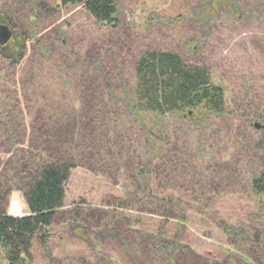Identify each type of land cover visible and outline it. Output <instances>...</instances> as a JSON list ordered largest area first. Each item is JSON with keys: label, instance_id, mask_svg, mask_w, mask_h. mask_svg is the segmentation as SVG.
Returning a JSON list of instances; mask_svg holds the SVG:
<instances>
[{"label": "rangeland", "instance_id": "rangeland-1", "mask_svg": "<svg viewBox=\"0 0 264 264\" xmlns=\"http://www.w3.org/2000/svg\"><path fill=\"white\" fill-rule=\"evenodd\" d=\"M116 2V20L103 25L81 5L63 0H0L1 18L28 40L19 65L10 67L0 59V188L18 184L16 152H24L21 162H35L55 145L54 136L48 137L51 144L30 141L52 130L43 124L49 111L65 110L64 121L74 123V132L61 145L77 164L65 185L62 215L45 229L47 247L34 240L30 264H104L99 258L128 264L112 240H103V251L96 248L93 236L84 235L81 222L73 221L76 209L97 215L98 221H110L113 212L134 230L181 234L183 244L204 258H230L245 248L246 242L237 243L230 230L243 228L251 235L259 230L264 244V198L251 187L260 167L256 145L264 144V120L257 117L264 114V0H240L236 7L223 1L218 9L215 4L205 9L210 0ZM201 14L214 18L204 23ZM38 40L48 45L36 48ZM148 49L174 51L206 66L213 82L225 88L226 115L209 117L196 128L177 115L160 120L152 112L132 115L126 100L135 89L136 60ZM34 57L41 63L40 79L32 80L29 61ZM97 63L99 72L93 71ZM92 81L100 88L95 101L84 97L75 112L68 110L64 88L82 89ZM162 130L166 156L148 141ZM7 131L12 139H6ZM132 166L152 169L157 193L175 197L173 212L132 206ZM12 202L20 214L12 211ZM6 212L29 214L22 190L12 188ZM82 235L85 240L78 239ZM0 264H7L1 248Z\"/></svg>", "mask_w": 264, "mask_h": 264}, {"label": "trees", "instance_id": "trees-1", "mask_svg": "<svg viewBox=\"0 0 264 264\" xmlns=\"http://www.w3.org/2000/svg\"><path fill=\"white\" fill-rule=\"evenodd\" d=\"M63 1L81 5L100 24L106 25L116 20V0ZM223 1L233 3V7H236L240 0H210L205 9L214 4L218 9L219 3ZM194 12L199 14L197 11ZM201 17L204 23H206L204 18L208 20L214 18L208 17V15L204 16V14H201ZM24 39H27L26 35ZM34 44L37 48V43ZM9 54L0 50V59L9 62L10 67H16L21 63L19 62L20 53H16L14 57ZM61 54L63 58L68 59V56L65 57L63 52ZM43 56L46 58L45 60L51 59L50 53H43ZM37 63L38 58L36 57L29 61V74L32 80H35L36 77L40 79L38 68L41 63ZM100 68L99 63L93 65V71L99 72ZM135 74L136 85L133 96L126 100L128 111L134 116H141L146 112L154 113L158 119L169 114L177 115L182 119L187 118L196 128L204 125L209 117L224 116L228 112L224 86L213 82L211 72L206 66L189 63L177 52L158 49L143 51L136 60ZM89 86L82 89L74 87L81 94L80 99V96L77 99L75 90L68 87L64 88L66 89L64 96H66L68 110L75 112L78 109L77 101L81 103L84 97L91 102L95 101L100 88L94 81ZM112 98L110 97V100L115 102ZM55 109L48 112L43 123L45 127L49 126L52 130L43 132V128L40 127L43 134L39 133V138L30 139L31 142L41 139L43 143L49 144L48 137L54 136L56 137L55 145L45 153L46 156L39 153L37 156L40 159L35 162L30 160V162H21L20 156L24 152H16L15 159L20 161L17 163L15 174L18 184L16 186L5 185L0 188V248L7 264H30L34 240L37 237L41 245L47 247L45 229L62 215L60 210L66 198L65 185L72 169L77 164L73 158V153L71 155L66 147L61 146L65 142L64 138L74 132V123L71 120L64 121L66 113L63 111L65 110L60 109L57 112ZM257 117L263 122L264 114L261 113ZM159 120L156 121L155 126L157 128L162 126ZM261 126L264 127V125ZM40 129L35 130L36 133ZM8 132H6V139H12L10 135L13 133ZM164 137L162 130L161 136L155 133L150 134L148 141L160 154L166 156ZM256 147H259L260 167L258 173L251 180V187L257 195L264 198V144L256 145ZM80 156L82 155L80 154ZM139 167L130 168L129 176L132 179V188H134L129 192L131 202H133L132 206L135 203L144 206L154 205L157 210L151 208L153 211L169 207L173 212L177 206V203L174 202L175 197L169 193L158 194L156 191L158 184L151 178L152 169ZM0 176H2L1 172ZM161 183L163 182L159 181L160 185ZM12 188L22 190L29 210L28 216L14 217L6 212ZM119 206L131 207L129 204ZM148 206L146 208H149ZM74 212L76 214L73 215V221L75 223L81 222L80 230L84 232V235L88 232V236H93L94 240L97 241V249L100 248L103 251V240H112L114 244H117L122 257L125 259L124 261L128 264H264V244L261 241L263 236L259 230L255 231L254 235H251L250 232L246 233L243 228L237 232L230 230L229 235L233 239L235 238L237 243L246 242L245 248L233 257L212 259L202 257L196 250L183 244L181 234H171L168 230L159 232L142 230L141 228L134 230L129 225L128 219L114 215L113 212L112 216L109 217L110 221H98L100 217L93 213H81L80 209H76ZM70 215L72 217V213ZM176 215L182 220H187V215ZM88 217L89 221L87 220ZM137 223L141 224L140 221ZM89 225L90 228H87ZM86 237L80 236L78 239L85 240ZM99 261H103L104 264H113L110 259L99 258Z\"/></svg>", "mask_w": 264, "mask_h": 264}, {"label": "flooded vegetation", "instance_id": "flooded-vegetation-1", "mask_svg": "<svg viewBox=\"0 0 264 264\" xmlns=\"http://www.w3.org/2000/svg\"><path fill=\"white\" fill-rule=\"evenodd\" d=\"M1 30L4 31L5 41L3 43L0 42V50L3 52L10 53L12 57L16 56V53H20L19 62L22 61L25 50L27 48V39H24L25 36L24 33H17V30L15 26L11 23L9 19H3L0 16V32ZM65 40L62 41V44ZM37 48H43L45 47L44 43L40 40L36 41ZM45 49V48H44ZM44 53H46V50H44Z\"/></svg>", "mask_w": 264, "mask_h": 264}, {"label": "bare ground", "instance_id": "bare-ground-1", "mask_svg": "<svg viewBox=\"0 0 264 264\" xmlns=\"http://www.w3.org/2000/svg\"><path fill=\"white\" fill-rule=\"evenodd\" d=\"M12 209H13L12 211L15 214H20L21 213V208L16 202H12Z\"/></svg>", "mask_w": 264, "mask_h": 264}, {"label": "water", "instance_id": "water-1", "mask_svg": "<svg viewBox=\"0 0 264 264\" xmlns=\"http://www.w3.org/2000/svg\"><path fill=\"white\" fill-rule=\"evenodd\" d=\"M4 41H5L4 31L1 30V32H0V42L3 43ZM256 127H259V124H256ZM28 215H26V216H28Z\"/></svg>", "mask_w": 264, "mask_h": 264}]
</instances>
